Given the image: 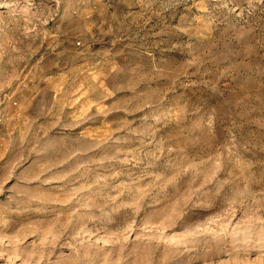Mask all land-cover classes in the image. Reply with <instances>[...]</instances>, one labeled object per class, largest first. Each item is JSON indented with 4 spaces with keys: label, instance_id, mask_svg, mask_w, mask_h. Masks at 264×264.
Wrapping results in <instances>:
<instances>
[{
    "label": "rangeland",
    "instance_id": "374dc122",
    "mask_svg": "<svg viewBox=\"0 0 264 264\" xmlns=\"http://www.w3.org/2000/svg\"><path fill=\"white\" fill-rule=\"evenodd\" d=\"M0 264H264V0H0Z\"/></svg>",
    "mask_w": 264,
    "mask_h": 264
}]
</instances>
